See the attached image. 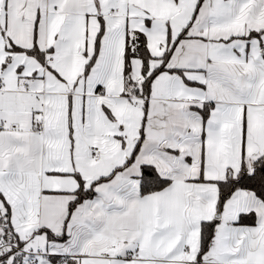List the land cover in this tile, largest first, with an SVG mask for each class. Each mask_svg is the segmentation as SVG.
I'll return each mask as SVG.
<instances>
[{
	"label": "snow or ice",
	"instance_id": "6c2138e0",
	"mask_svg": "<svg viewBox=\"0 0 264 264\" xmlns=\"http://www.w3.org/2000/svg\"><path fill=\"white\" fill-rule=\"evenodd\" d=\"M0 264H264V0H0Z\"/></svg>",
	"mask_w": 264,
	"mask_h": 264
}]
</instances>
